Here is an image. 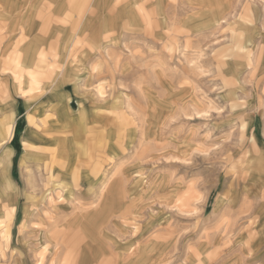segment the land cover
<instances>
[{"label": "rangeland", "instance_id": "rangeland-1", "mask_svg": "<svg viewBox=\"0 0 264 264\" xmlns=\"http://www.w3.org/2000/svg\"><path fill=\"white\" fill-rule=\"evenodd\" d=\"M7 122L0 264H264V0H0Z\"/></svg>", "mask_w": 264, "mask_h": 264}, {"label": "crops", "instance_id": "crops-1", "mask_svg": "<svg viewBox=\"0 0 264 264\" xmlns=\"http://www.w3.org/2000/svg\"><path fill=\"white\" fill-rule=\"evenodd\" d=\"M143 9L145 10V7L143 6ZM3 126H5L6 127V130L9 128V126H11V135L13 136L14 135V129H13V126L14 125H11L10 124V122H7V123H4L3 124ZM1 127L2 126H0V129H1ZM11 136V137H12ZM10 137V138H11ZM9 138V139H10ZM10 148H11V150H12V154H11V157H10V159L11 158H13V155H14V153H15V148L13 147V146H10ZM57 150H54L53 152H52V154H53V162H52V166H51V170H50V176H51V178H50V182L49 183H53L52 181H54L55 179L56 180H59V179H61V180H64V177H62L61 175L63 174V173H61L60 171H59V169H58V167L59 166H61L62 164H61V162H58L57 160H58V156H59V154H60V152L59 151H57ZM71 166V162L67 165V168L65 169V172L66 171H68L69 170V167ZM0 177H4V174H3V171L0 169ZM32 177H34L35 178V176H32ZM5 178V177H4ZM3 178V179H4ZM9 178H10V176H9ZM15 181V180H14ZM15 183H16V185H17V187H15V188H13L12 190H14V194L15 195H17V197H19L20 196V194H21V188H20V186L17 184V182L15 181ZM48 183V184H49ZM52 185H57V184H52ZM30 187V186H29ZM30 190H31V188H30ZM54 191H56V192H58L57 191V189H55ZM66 191V190H65ZM3 192H5L6 193V195H8V193H7V191H5V189L3 190ZM29 192H31V191H29ZM66 192H68V191H66ZM59 193V195H60V192H58ZM57 193V194H58ZM34 196V195H33ZM31 197V194L29 193L28 195H27V199L28 200H31V202L32 203H37V201H38V199L37 198H35V196L32 198H30ZM9 197H7V199H8ZM35 199H37V201L35 200ZM7 203H9V210H10V220L8 221V223H7V226H8V228L10 227V225L11 224H9V223H11V220H12V213L15 211V208L11 205L12 204V202L10 201V200H8L7 201ZM42 203H45L44 201H42ZM4 206V205H3ZM2 207V206H1ZM58 207V208H57ZM54 208V209H53ZM1 210H3L2 208H1ZM27 210H29V209H27ZM48 210H49V212L47 213V214H45V216L47 217V218H52L53 217V215H58V212H60V208H59V206H57L56 204H50V208L48 207ZM65 214H64V212L62 213V217L64 216ZM73 219L72 218H69V217H67V218H62V220H53V221H48L47 222V224H48V226H50V228H52V229H50L49 228V231H50V240H52V241H57L56 239H58L57 237H59V235L60 234H56L55 232H57L58 231V229H54L53 230V228H64V230H65V232H68L67 231V229H65V228H67V227H71V226H68L70 223L69 222H71ZM74 220H75V218H74ZM63 222V223H62ZM80 222H82V221H80ZM77 228H81V227H78L77 226ZM60 230V232H62L61 231V229H59ZM53 233H52V232ZM72 231V230H71ZM81 232H82V229H78V230H76V232H75V234H74V236L73 237H71V236H69V235H62L63 236V242H64V244H65V246H67L68 247V245H74L75 244V242H76V240L77 241H79V237H81ZM71 240H73V241H71ZM75 254H76V252L75 251H73L72 253H71V255H73V259H74V263L73 264H76V256H75ZM108 257V256H107ZM106 260H105V263L107 262V264H109V262H108V260H107V258H105ZM66 264H70L69 262L68 263H66Z\"/></svg>", "mask_w": 264, "mask_h": 264}, {"label": "bare ground", "instance_id": "bare-ground-1", "mask_svg": "<svg viewBox=\"0 0 264 264\" xmlns=\"http://www.w3.org/2000/svg\"><path fill=\"white\" fill-rule=\"evenodd\" d=\"M1 131H3V136H4L3 137L4 138L3 140H5V139L8 140V138L10 136H12L11 135V132L8 131V129L6 130V127L5 126H2L1 127ZM11 154H12V150H11L10 146H7L4 150L2 149V151L0 150V169L3 171L4 177H5V178L3 177L4 178L3 179V182H4V189H5V191H8V189H13V188L17 187L16 183H14L11 180V178H9V174H8V172L6 170V167H5V163H6V161L10 160ZM75 179H76V177H75ZM63 181L64 180H61V179H59V180H56L55 179L54 181H52L53 182L52 184L60 185L61 186L60 191L63 190V189L66 190L65 187H63L64 185L62 186V184H65V183H63ZM74 181L75 180L73 179V182ZM31 182L32 183H30L29 186H30L31 189H33V188L36 187L37 183H36L35 180L34 181H31ZM2 209L3 210H2V215H1V222H3L6 225V227L8 228L7 223L10 220V217H11L10 216V210H9V203L4 204V206H2ZM65 229H68V232H65V230H63L62 232H59L58 234H60V235H69L70 236V232H71L72 228L71 227H67Z\"/></svg>", "mask_w": 264, "mask_h": 264}]
</instances>
